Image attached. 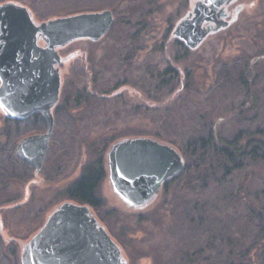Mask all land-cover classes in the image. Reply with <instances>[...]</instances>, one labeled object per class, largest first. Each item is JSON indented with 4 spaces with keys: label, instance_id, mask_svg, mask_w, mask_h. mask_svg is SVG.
I'll return each mask as SVG.
<instances>
[{
    "label": "rangeland",
    "instance_id": "rangeland-1",
    "mask_svg": "<svg viewBox=\"0 0 264 264\" xmlns=\"http://www.w3.org/2000/svg\"><path fill=\"white\" fill-rule=\"evenodd\" d=\"M7 1L28 6L39 22L105 9L115 20L100 40L75 39L58 49L62 88L39 173L19 158L17 146L47 130L43 116L15 122L0 108V264H21L22 245L59 204L79 202L67 188L99 161L101 204L92 208L128 264H193L181 250L197 252L199 245L208 259L226 247L236 259L264 264V223L257 218L264 220V158L229 173L214 161L206 177L205 164L191 154L209 133L216 146L237 136L239 146L264 142V0H231L220 12L228 25H210L195 49L174 33L195 0L0 4ZM137 136L172 144L189 167L141 209L113 191L107 159L115 142Z\"/></svg>",
    "mask_w": 264,
    "mask_h": 264
},
{
    "label": "water",
    "instance_id": "water-1",
    "mask_svg": "<svg viewBox=\"0 0 264 264\" xmlns=\"http://www.w3.org/2000/svg\"><path fill=\"white\" fill-rule=\"evenodd\" d=\"M231 0H196L193 12L179 21L175 35L197 48L208 27L227 26L220 12ZM110 9L37 21L28 6L0 4V107L10 119L43 114L47 130L23 138L19 156L42 169L54 132L53 109L62 88L59 48L87 38L98 41L112 28ZM43 40L44 44H40ZM109 179L113 191L130 208L151 204L165 182L180 175L186 161L172 144L150 136L121 139L110 148ZM23 264H128L122 247L88 203L59 204L44 225L22 247Z\"/></svg>",
    "mask_w": 264,
    "mask_h": 264
},
{
    "label": "trees",
    "instance_id": "trees-1",
    "mask_svg": "<svg viewBox=\"0 0 264 264\" xmlns=\"http://www.w3.org/2000/svg\"><path fill=\"white\" fill-rule=\"evenodd\" d=\"M38 115H40V113H35L34 116L38 117ZM199 140V142H194L191 146V154L193 158L198 156L200 161L205 164L204 173L207 174L206 177L211 175V172L213 171L212 167H215L216 165V163L213 164L214 161L219 163L218 165L221 170H225V173H229L232 168H241L249 158L256 161L264 158V152L263 154L259 152V150H262L264 147V142L259 139H253L246 145L239 146L240 139L237 136L232 140L229 139L227 143H224L222 146H216V143L214 145L212 144L214 141L212 133H209L207 137L202 135ZM214 149H216V151ZM237 162L240 163L236 165L235 163ZM188 168L189 167L186 163L185 172L188 171ZM104 176V167L102 162L99 161L95 167L87 170L67 188L68 196L79 202L88 203L93 207H98L101 204V199L98 198L96 190ZM257 218L261 223H264L262 218ZM220 230L223 235L225 229L222 228ZM212 241L214 244L216 243L214 239ZM230 242L231 238L229 239V244H231ZM215 247L213 249H215ZM198 250L199 251L197 252H190L187 249H183L181 250L183 253L182 258L188 259V261H194L193 264H196L197 261V264H207L208 262V264H248L247 261H243L241 258L236 259L235 257H232L231 253L226 254V247L223 248V253L216 251V254L209 257L210 259L206 258L202 245H199Z\"/></svg>",
    "mask_w": 264,
    "mask_h": 264
},
{
    "label": "flooded vegetation",
    "instance_id": "flooded-vegetation-1",
    "mask_svg": "<svg viewBox=\"0 0 264 264\" xmlns=\"http://www.w3.org/2000/svg\"><path fill=\"white\" fill-rule=\"evenodd\" d=\"M195 1H196V0H195ZM37 113H40V112H37ZM40 114L43 116L42 113H40ZM34 115H35V113H34L31 117H33ZM31 117H29V118H31ZM29 118H27V119H29ZM43 118H44V116H43ZM9 119H10V118H9ZM27 119H24V120H27ZM10 120H13V121H24V120H15V119H10ZM44 120H45V119H44ZM50 141H51V140H50ZM48 150H49V149H48ZM47 153H48V151H47ZM17 154H18V152H17ZM18 156H19V154H18ZM46 156H47V154H46ZM46 156H45V159H46ZM19 158H20V159H21L26 165H27V164H28L29 166L31 165V166H33V167L35 168V170H36V166H35L33 163H31V162H29V161H27V160L22 159L20 156H19ZM45 159H44V161H43V164H44V162H45ZM42 168H43V165H42ZM37 173H39V172L36 171V174H37ZM32 237H33V236H32ZM32 237H31V238H32ZM1 238H2V237H1V235H0V240H1ZM31 238H30V239H31ZM30 239H29V240H30ZM29 240H28V241H29ZM28 241H27V242H28ZM25 243H26V242H25ZM25 243H24V244H25ZM24 244H23V245H24ZM23 245H22V247H23ZM21 253H22V250H21ZM20 259H21V256H20ZM21 264H23V263H22V260H21Z\"/></svg>",
    "mask_w": 264,
    "mask_h": 264
},
{
    "label": "snow or ice",
    "instance_id": "snow-or-ice-1",
    "mask_svg": "<svg viewBox=\"0 0 264 264\" xmlns=\"http://www.w3.org/2000/svg\"><path fill=\"white\" fill-rule=\"evenodd\" d=\"M0 99H2V98H0ZM0 107H3V104L2 103H0Z\"/></svg>",
    "mask_w": 264,
    "mask_h": 264
}]
</instances>
